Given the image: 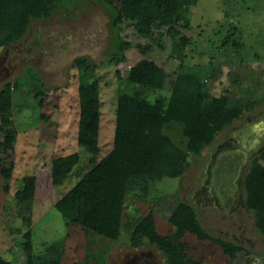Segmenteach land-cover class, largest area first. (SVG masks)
Listing matches in <instances>:
<instances>
[{"label":"rangeland","instance_id":"rangeland-1","mask_svg":"<svg viewBox=\"0 0 264 264\" xmlns=\"http://www.w3.org/2000/svg\"><path fill=\"white\" fill-rule=\"evenodd\" d=\"M110 21L108 9L95 0H74L53 13L24 4H0V88L20 80L29 67L42 82L38 92L44 91L41 95L29 88L36 83L30 77L29 83L13 86L8 128L14 142L11 148L0 149V264L32 263L35 254L54 242L62 245L60 264H165L147 240L154 232L168 234L174 229L184 232L189 256L202 264H264V238L256 230L252 211L246 207L245 223L251 231L234 240L223 233L226 220L205 219L193 202L194 185L210 162L213 145L202 148L198 156L190 153L180 177H163L146 190L129 192L118 240L67 223L55 208L94 162L113 149L117 96L136 87L126 81V74L141 59L157 65L155 86L145 91L151 103L169 97L176 75L189 72L217 99L212 110L227 114L242 106L240 115L215 140L236 129L244 136L249 126H260L259 114L264 118V0H198L190 28L183 29L191 42L182 61L171 56L170 38L163 31L143 37L133 21L123 22L119 34L130 44L126 61L96 70L98 136L79 132L78 70L73 61L86 56L99 65L105 59L114 46ZM249 102L253 106L246 108ZM163 132L173 145L186 149L182 126L169 124ZM5 134L0 127V143ZM73 153L79 155L78 163L60 185H54L53 159ZM27 176L35 178L34 196L19 202L16 193Z\"/></svg>","mask_w":264,"mask_h":264},{"label":"trees","instance_id":"trees-1","mask_svg":"<svg viewBox=\"0 0 264 264\" xmlns=\"http://www.w3.org/2000/svg\"><path fill=\"white\" fill-rule=\"evenodd\" d=\"M74 0H0L44 9L53 13ZM109 11L110 26L115 31L114 46L97 65L86 56L74 59L78 70L79 121L78 130L92 137L98 136L100 122V97L96 70L99 67L116 66L126 61L130 44L119 34L125 20L134 22L140 36L152 37L164 32L170 38V54L182 61L185 48L191 39L183 33L190 28V16L198 0H95ZM2 43V41H1ZM157 65L148 59L139 60L130 67L126 81L135 88L117 96L113 149L92 167L56 203L55 208L67 223H74L110 240H118L122 228V215L127 194L146 190L149 183L163 177H180L191 153L198 156L202 148L212 145L221 133L240 115L239 104L227 113L212 110L216 98L204 90V83L193 73L176 75L169 97H158L153 103L145 97V91L154 88ZM38 92L42 82L31 68L14 82L8 81L0 88V127L6 131L0 149L12 147L14 136L9 131L13 86L20 81ZM44 94L43 90L38 92ZM253 106L252 102L246 108ZM182 126L186 149L171 143L164 134L166 125ZM9 133V134H8ZM79 155L73 153L53 159L51 177L54 185H60L78 163ZM6 177L10 169L4 170ZM35 192V178H23V187L16 193L19 202H29ZM246 207L253 212L257 230L264 237V151L255 158L244 177ZM184 232L174 229L168 234L154 232L147 242L159 251L165 264H202L189 256ZM63 249L60 242L44 247L33 256L32 263L60 264Z\"/></svg>","mask_w":264,"mask_h":264},{"label":"flooded vegetation","instance_id":"flooded-vegetation-1","mask_svg":"<svg viewBox=\"0 0 264 264\" xmlns=\"http://www.w3.org/2000/svg\"><path fill=\"white\" fill-rule=\"evenodd\" d=\"M259 117L260 121L258 120V123L262 122L263 125L258 127H255V125L249 126L248 132L251 133L250 137H252L250 141L246 142V138L240 135V130L236 129L231 134L224 135L220 140H215L212 143L213 153L210 162L206 165L198 184L194 185L193 188L192 199L196 208L200 210V214L207 220L209 217L213 220H226V228L223 233L234 240L244 239L246 232L251 231L245 223L247 208L244 189H242L240 182L244 176L240 171L243 170L242 166L248 157L253 156L252 162L263 152L264 118L260 114ZM226 129H224V133ZM215 152L220 155L221 163H226L227 168L232 170V175L224 178L225 183L220 177L216 166L212 172L209 173L208 171V166L213 162ZM223 158L227 160L223 161ZM236 233H238V236Z\"/></svg>","mask_w":264,"mask_h":264},{"label":"water","instance_id":"water-1","mask_svg":"<svg viewBox=\"0 0 264 264\" xmlns=\"http://www.w3.org/2000/svg\"><path fill=\"white\" fill-rule=\"evenodd\" d=\"M259 125H263V123L260 122ZM249 136H251V133L250 132H247V133H245V135L243 137H245L247 139ZM242 142H244V141L242 140ZM242 145L243 144L241 143V146ZM219 156L220 155L217 152H215V154L213 156V162L211 163V165L208 166V171H209V173L212 172V170L216 166V168L218 169V172L220 174V177H222V180L225 183L226 180L224 178H226V176H229L230 177L232 175L231 174L232 173L231 172L232 170H230V168H227V164L226 163L225 164L221 163V159H219L220 158ZM252 158H253V156L248 157L247 160H246V162L242 166L243 167V170H241L240 172L242 173L243 176H245L246 170H247L248 166L251 164ZM223 159H224L223 161H226L227 160L226 158H223ZM215 161L217 162V164H216ZM240 182H241L242 189H244V177L241 179Z\"/></svg>","mask_w":264,"mask_h":264},{"label":"crops","instance_id":"crops-1","mask_svg":"<svg viewBox=\"0 0 264 264\" xmlns=\"http://www.w3.org/2000/svg\"><path fill=\"white\" fill-rule=\"evenodd\" d=\"M256 230H257V228H256ZM258 231V230H257ZM259 232V231H258ZM259 235H261V233L259 232ZM261 237H263L262 235H261ZM264 238V237H263Z\"/></svg>","mask_w":264,"mask_h":264},{"label":"bare ground","instance_id":"bare-ground-1","mask_svg":"<svg viewBox=\"0 0 264 264\" xmlns=\"http://www.w3.org/2000/svg\"><path fill=\"white\" fill-rule=\"evenodd\" d=\"M231 166V165H230ZM236 173V172H235ZM234 179V178H233Z\"/></svg>","mask_w":264,"mask_h":264}]
</instances>
